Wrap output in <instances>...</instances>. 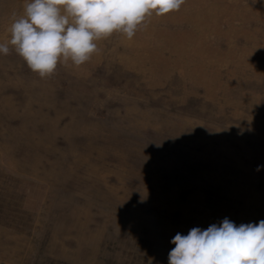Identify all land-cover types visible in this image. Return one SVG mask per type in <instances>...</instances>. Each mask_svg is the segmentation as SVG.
Segmentation results:
<instances>
[{
	"label": "rangeland",
	"instance_id": "obj_1",
	"mask_svg": "<svg viewBox=\"0 0 264 264\" xmlns=\"http://www.w3.org/2000/svg\"><path fill=\"white\" fill-rule=\"evenodd\" d=\"M95 43L45 78L0 54V264H169L177 233L264 220V0Z\"/></svg>",
	"mask_w": 264,
	"mask_h": 264
},
{
	"label": "clouds",
	"instance_id": "obj_2",
	"mask_svg": "<svg viewBox=\"0 0 264 264\" xmlns=\"http://www.w3.org/2000/svg\"><path fill=\"white\" fill-rule=\"evenodd\" d=\"M185 0H30L22 15L15 13L8 29L11 38L0 43V54L10 47L27 66L45 78L58 62L79 67L98 51L102 38L113 33L131 40L153 14L178 11ZM258 166L257 170L260 169ZM169 264H264V220L236 226L225 218L219 226L177 233Z\"/></svg>",
	"mask_w": 264,
	"mask_h": 264
}]
</instances>
